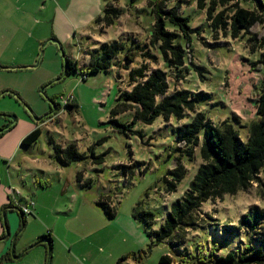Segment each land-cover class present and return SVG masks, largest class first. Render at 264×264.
I'll return each mask as SVG.
<instances>
[{"label": "rangeland", "instance_id": "obj_1", "mask_svg": "<svg viewBox=\"0 0 264 264\" xmlns=\"http://www.w3.org/2000/svg\"><path fill=\"white\" fill-rule=\"evenodd\" d=\"M156 1L0 0V216L4 224V211L14 206L10 215L17 217L16 249L29 240L27 260L47 251L48 240H41L49 237L52 248L44 264H118L126 254L130 257L120 264H161L164 254L173 259L170 264H219L202 251L220 256L243 249L251 239L240 218L249 208H264V177L236 194L204 202L198 212L200 226L177 245L154 243L145 223L133 215L136 207L151 211L153 228L158 229L172 202L188 189L202 159L199 148L191 157L179 150L176 128L196 111L215 124L229 121L244 141L250 124L263 118L256 100L264 84V49L256 40L264 36V14L262 21L235 37L230 29L214 30L207 7L197 0H162L167 8L188 16L195 30L183 75L168 73L169 92L188 89L209 97L181 120L158 116L151 123L134 121L131 108L112 113L124 102L121 92L131 88L130 69L146 62L150 69L168 71L159 46L151 42ZM236 3L247 6L227 0L217 12L230 13ZM108 4L121 10L110 25L97 22ZM115 40L122 41L124 49L111 59L109 69L90 72V58L101 57L103 46ZM138 45L157 59L140 52L129 61L127 50ZM66 57L78 61V70L70 75L64 70ZM83 72L88 74L85 79ZM71 93L77 106L67 107L61 96ZM36 126L41 128L38 140L21 144ZM55 144H74L85 157L62 165L54 156ZM179 162L187 173L168 191L166 179H172L170 170ZM79 171L83 181L90 180L88 185L77 181ZM102 196L115 216L100 204ZM31 200L35 205L30 204L32 212L23 224L16 208ZM3 224L0 221V232Z\"/></svg>", "mask_w": 264, "mask_h": 264}, {"label": "trees", "instance_id": "obj_2", "mask_svg": "<svg viewBox=\"0 0 264 264\" xmlns=\"http://www.w3.org/2000/svg\"><path fill=\"white\" fill-rule=\"evenodd\" d=\"M197 0L200 7L206 8L207 19L211 21L210 26L214 30L223 29L233 36H238L242 29H249L258 21H262L264 14V0H240L247 4L241 6L239 3L230 6L233 8L230 13L225 10L217 12L219 6H223L227 0ZM153 3V13L155 15L154 29L151 34V42L159 46L161 55L167 64L168 71L156 67L150 69L146 62L129 70L128 79L131 88L121 92L124 102L120 103L113 111V114L134 109V121L141 120L151 123L156 117L163 116L169 120L175 116L178 120L185 117L187 110L194 111L197 103L205 97H209L206 92H192L188 89H176L169 92L168 73L174 72L175 77L183 75V65L192 42V34L195 31L190 25V18L181 13L176 8H167L162 0ZM121 15V10L112 4L106 5L103 14L97 18V22H104L106 25L113 24ZM167 23L171 26H167ZM258 41L259 48L264 49V36ZM129 48L126 58L134 60L141 54L147 59H157V56L150 52H145L144 47ZM124 49L122 41L115 40L105 44L101 57L90 58L89 71L108 70L111 59ZM264 61V51L262 53ZM197 67V66H196ZM65 74L70 75L78 70V61L66 57ZM82 79L87 77V72H83ZM59 106V104H55ZM66 106H77L76 101L68 103ZM256 111L263 116L259 121L252 122L249 127V137L244 141L234 126L227 120L218 124L212 122L203 111H196L193 118L176 128L178 148L189 157L193 156L195 150L199 148L202 163L199 165L195 175L190 181L188 189L183 196L172 202L166 218L158 229L153 228L154 215L151 211L135 208L134 217L145 223L148 234L154 243L168 241L172 245L180 244L190 229L200 226L199 210L204 202L211 198L223 197L226 194H236L240 190L250 187L251 184L264 177V84L259 91L256 100ZM115 124L127 126L117 122ZM3 131H0V135ZM41 135V128L36 126L25 137L21 144L32 145ZM55 158L62 165H68L73 161L83 159L85 154L80 152L76 145L69 144L61 146L55 144ZM128 166L124 165V171ZM172 179L168 182V191H174L178 183L187 173V168L179 162L176 167L170 170ZM77 181L88 185L89 181H83L82 171L77 173ZM101 197L100 204L110 217L115 216V210ZM21 215L22 223L26 222V215L16 208ZM240 222L251 230L250 239L243 249L228 250L226 254L216 256L211 250L210 254L202 251V255H209L210 261L219 264H253L264 263V208H249L242 214ZM217 225V224H216ZM5 226V225H4ZM44 238V237H41ZM39 238L35 244L40 242ZM47 248V259L52 246V239L49 238ZM216 250L217 248H213ZM6 252L1 259L7 258ZM130 254L123 255L119 260L127 259ZM213 257L215 259L213 260ZM202 259L201 256H199ZM46 259V260H47ZM173 261L169 254L160 257L161 264H170ZM205 262V260H200Z\"/></svg>", "mask_w": 264, "mask_h": 264}, {"label": "crops", "instance_id": "obj_3", "mask_svg": "<svg viewBox=\"0 0 264 264\" xmlns=\"http://www.w3.org/2000/svg\"><path fill=\"white\" fill-rule=\"evenodd\" d=\"M75 101V100H74ZM73 103V102H72ZM33 201V200H31ZM29 201V202H31ZM34 202V201H33ZM25 204V203H24ZM21 204H19L20 206ZM35 205V203H34ZM14 206H12V208H10L9 210L6 209L4 211V218L5 221L7 222V226L9 229V236H6L5 234V226L3 224V219L0 216V221L3 224L2 227V231L0 232V257L3 256L6 252L8 253L7 255H9L6 259V261H4V259L0 258V264H44L45 262V256L47 259V251H41V253L39 254V256L37 258H32L33 256H31V258L29 260H27L28 255L30 254V250H27L26 247L27 244H29V240L25 243H23L22 247H20V251H17V244H18V238L14 236V229H13V223L14 220L17 218L15 215L11 216L10 212H14L15 208H13ZM27 219V216H26ZM26 223V222H25ZM30 240H34V239H30ZM14 248V249H13Z\"/></svg>", "mask_w": 264, "mask_h": 264}, {"label": "built area", "instance_id": "obj_4", "mask_svg": "<svg viewBox=\"0 0 264 264\" xmlns=\"http://www.w3.org/2000/svg\"><path fill=\"white\" fill-rule=\"evenodd\" d=\"M61 98L63 99V102L65 104L72 103L75 100V97L72 93L67 95V96H61ZM30 204L34 205V202L31 201V202H28L26 204H21L19 206V208L23 212V214L27 215V214L32 212V208L30 207Z\"/></svg>", "mask_w": 264, "mask_h": 264}, {"label": "water", "instance_id": "obj_5", "mask_svg": "<svg viewBox=\"0 0 264 264\" xmlns=\"http://www.w3.org/2000/svg\"><path fill=\"white\" fill-rule=\"evenodd\" d=\"M4 225H5V233H6L5 235L6 236H9V229H8V226H7V222L6 221H5ZM43 240H48V242H49V239L48 238H44L41 241H43Z\"/></svg>", "mask_w": 264, "mask_h": 264}]
</instances>
